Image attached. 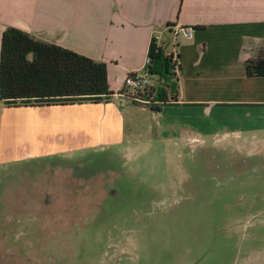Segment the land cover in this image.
I'll return each mask as SVG.
<instances>
[{"label": "rangeland", "instance_id": "obj_1", "mask_svg": "<svg viewBox=\"0 0 264 264\" xmlns=\"http://www.w3.org/2000/svg\"><path fill=\"white\" fill-rule=\"evenodd\" d=\"M62 107L43 137L0 104V264H264V144L174 135L130 99Z\"/></svg>", "mask_w": 264, "mask_h": 264}, {"label": "crops", "instance_id": "obj_2", "mask_svg": "<svg viewBox=\"0 0 264 264\" xmlns=\"http://www.w3.org/2000/svg\"><path fill=\"white\" fill-rule=\"evenodd\" d=\"M8 28L106 64L110 101L130 99L124 78L144 70L153 38L168 42L181 70L177 100L156 112L166 116L164 128L195 140L264 144V77H249L244 68L264 47V0H0V50ZM15 109L44 137L43 113L77 108ZM38 140L40 146L45 139Z\"/></svg>", "mask_w": 264, "mask_h": 264}, {"label": "trees", "instance_id": "obj_3", "mask_svg": "<svg viewBox=\"0 0 264 264\" xmlns=\"http://www.w3.org/2000/svg\"><path fill=\"white\" fill-rule=\"evenodd\" d=\"M144 71L150 84L131 100L153 112L177 100L179 56L167 52L155 38L150 43ZM249 77H264V47L244 62ZM107 65L50 44L17 28L6 29L0 50V102L8 107H45L110 101ZM131 97V96H130Z\"/></svg>", "mask_w": 264, "mask_h": 264}, {"label": "built area", "instance_id": "obj_4", "mask_svg": "<svg viewBox=\"0 0 264 264\" xmlns=\"http://www.w3.org/2000/svg\"><path fill=\"white\" fill-rule=\"evenodd\" d=\"M185 35L188 37H191L192 35V29L186 28L183 30ZM174 55V60H175ZM149 63V59L146 60V65ZM151 84V80L149 75L142 70L141 72H133L128 74L123 81V85L125 89H132L135 91L144 90ZM131 100H133V97H130Z\"/></svg>", "mask_w": 264, "mask_h": 264}]
</instances>
